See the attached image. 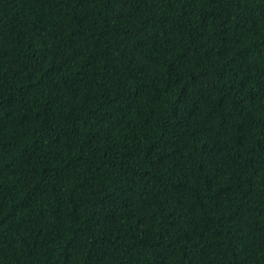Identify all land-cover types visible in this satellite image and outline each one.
<instances>
[{
  "label": "trees",
  "instance_id": "obj_1",
  "mask_svg": "<svg viewBox=\"0 0 264 264\" xmlns=\"http://www.w3.org/2000/svg\"><path fill=\"white\" fill-rule=\"evenodd\" d=\"M0 264H264V0H0Z\"/></svg>",
  "mask_w": 264,
  "mask_h": 264
}]
</instances>
